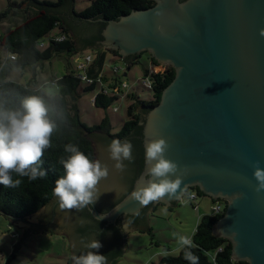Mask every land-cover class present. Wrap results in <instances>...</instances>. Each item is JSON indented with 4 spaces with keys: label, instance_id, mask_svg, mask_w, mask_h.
Returning a JSON list of instances; mask_svg holds the SVG:
<instances>
[{
    "label": "water",
    "instance_id": "obj_1",
    "mask_svg": "<svg viewBox=\"0 0 264 264\" xmlns=\"http://www.w3.org/2000/svg\"><path fill=\"white\" fill-rule=\"evenodd\" d=\"M155 2L107 21L98 42V47L122 57L148 52L175 69L159 104L144 117L143 146L145 153L150 141L165 139V158L187 171L179 199L154 203L176 206L192 187L213 200H225V213L212 227L214 236L231 241L234 261L264 264V191H255L251 166L258 161L264 169V0ZM96 136L92 139L98 161L104 166L112 162L108 177L98 185L96 201L104 208L119 202L105 214L94 203L89 209L99 221L116 224L122 219L125 225L127 216L146 208L130 194L142 186L147 166L144 163L132 190L120 200L124 188L119 169L109 157L108 144ZM78 211L60 209L55 199L25 221H14L27 229L16 251L36 232L54 230L71 239L83 224ZM145 225L151 227L150 214L139 227L127 226L121 254L127 236ZM71 241L78 256L84 246Z\"/></svg>",
    "mask_w": 264,
    "mask_h": 264
},
{
    "label": "trees",
    "instance_id": "obj_2",
    "mask_svg": "<svg viewBox=\"0 0 264 264\" xmlns=\"http://www.w3.org/2000/svg\"><path fill=\"white\" fill-rule=\"evenodd\" d=\"M155 3V0H92L87 8L77 12L75 0H22L9 2L8 7L0 14V25L3 29L0 31V52L2 53H0V95L18 104L26 96L44 94L46 88H53L55 113L52 118L57 123V130L51 137V145L42 157L41 170L45 171L46 175L30 180L12 173L13 180L19 179L21 183L17 187L0 185L1 215L11 221H25L55 200L56 197L53 195L55 182L64 174L60 161L67 159L70 155L65 151V146L75 145L91 160H94L91 139L96 135L108 146L113 140L128 141L132 144V159L123 161V168L116 170L124 188L120 200L132 190L144 168L142 125L144 117L151 108L159 104L164 89L175 78V69L169 66L163 72H150L149 69L144 68V77L151 82L152 97L145 101L139 99L135 92L127 94V98L131 101L127 111L128 119L125 120L120 131L115 134L111 133V124L107 116L94 126H88L81 120L78 105L79 91L82 83L87 84L84 92L96 89L95 81L104 72L108 52L120 58L127 69L139 62L138 56L140 55L122 57L118 51L102 50L98 47V42L103 39L102 31L107 21L118 20L132 11L150 8ZM6 20L11 24L4 26ZM78 46H81L83 50H80ZM86 48H92L96 54L92 63L87 66L79 65L82 71L80 74L72 69L62 77L53 78L41 86L32 82L25 85L8 80L10 73L14 70L34 67L39 63L50 61L55 56L73 58ZM144 53L147 54L151 64H157L149 53L143 52L142 54ZM119 72V70L118 73L115 72L117 76ZM87 78L92 79L93 82L89 83L86 81ZM106 87V85H101L96 93L93 100L96 108L108 109L114 102L119 101L124 93L122 88L119 89V94H116ZM117 87L119 86L115 85V88ZM104 90L108 92L104 93ZM111 163L106 165L108 172ZM193 191L197 196H205L199 187H194ZM223 201L226 205L222 213L203 216L192 238L194 246L190 251L199 258L198 264H248L246 261H234L231 241L213 234V225L224 215L227 207V202ZM118 202L119 200L108 208H104L100 203L98 211L105 214ZM87 208L88 206L78 211L79 220L83 221V224L77 228L76 236L79 237L80 243L83 242L80 245L84 246L78 248L80 252L77 253L78 256L88 251L96 252L95 249H90L86 245L95 240L99 241L105 235L99 232L100 226L105 222L94 218ZM144 213L145 209L140 215ZM139 230L149 233L153 231L146 225ZM183 251L182 249L178 256L161 257L159 264H190L184 259ZM121 253L122 250L115 257Z\"/></svg>",
    "mask_w": 264,
    "mask_h": 264
},
{
    "label": "rangeland",
    "instance_id": "obj_3",
    "mask_svg": "<svg viewBox=\"0 0 264 264\" xmlns=\"http://www.w3.org/2000/svg\"><path fill=\"white\" fill-rule=\"evenodd\" d=\"M11 1L20 2L22 0H0V14L5 11ZM91 1L75 0L76 11L84 10L91 4ZM10 24L8 20L4 22V26ZM1 27L0 25V31L3 30ZM101 49L110 50L102 47ZM95 54L92 48H87L73 58L55 56L50 61L39 63L34 67L12 71L8 80L25 85L32 82L41 86L53 78L62 77L72 69L76 70L77 74L82 73L79 65L87 62L88 55L92 56L93 62ZM105 61L104 72L100 75L101 82L113 91L115 85H120L124 91L121 95L123 98L114 102L106 110L96 108L93 104V97L98 92L100 84L97 83L95 90L84 92L87 84L82 83L78 105L81 120L85 124L94 126L107 116L111 124V133L115 134L120 131L123 123L128 119L127 111L131 101L127 98V94L135 92L139 99L145 101L152 97V91L143 86L146 79L144 68L152 72H162L171 65L159 62L151 64L145 53L130 69H127L125 63L110 52L106 55ZM116 67L120 68L118 76L114 73ZM115 107L116 111H114ZM137 107L139 108L138 104ZM91 140L94 161H98L95 141ZM213 213L214 200L207 195L197 196L190 200L184 196L176 206L160 205L150 213L152 233L140 232L139 229L131 232L126 238L128 246L125 253L113 258L109 264H159L161 257L178 256L182 250L177 243L179 236H187L192 240L202 217ZM26 234L27 229L19 227L14 221L0 214V264H73V257L76 253L69 234L54 230L36 232L16 251Z\"/></svg>",
    "mask_w": 264,
    "mask_h": 264
},
{
    "label": "clouds",
    "instance_id": "obj_4",
    "mask_svg": "<svg viewBox=\"0 0 264 264\" xmlns=\"http://www.w3.org/2000/svg\"><path fill=\"white\" fill-rule=\"evenodd\" d=\"M264 37V30L260 31ZM54 92L52 88L44 94L29 95L18 104L0 95V185L17 187L21 180H13L12 173L19 177L36 180L46 175L41 170L42 157L51 145V137L57 130L52 118L55 113ZM168 142L155 139L145 146L144 163L147 166L146 179L142 186L130 194V199L140 206L147 207L154 202L179 199L181 184L186 169L181 170L173 161L166 159ZM65 151L67 159H61L64 174L56 180L53 195L60 209H82L92 205L98 198L97 188L107 177L108 168L100 161L91 160L77 146L68 144ZM109 157L116 169L123 168V161L132 159V144L128 141L113 140L108 146ZM253 178L257 182L255 191H264V169L254 162ZM172 177H175L173 179ZM127 222L124 231L127 229ZM177 243L183 249L184 259L190 264H198L199 258L190 249L194 246L187 236H179ZM102 245L93 241L86 245L99 249ZM106 257L94 251L74 256L73 264H105Z\"/></svg>",
    "mask_w": 264,
    "mask_h": 264
},
{
    "label": "flooded vegetation",
    "instance_id": "obj_5",
    "mask_svg": "<svg viewBox=\"0 0 264 264\" xmlns=\"http://www.w3.org/2000/svg\"><path fill=\"white\" fill-rule=\"evenodd\" d=\"M138 55H140V56H138L139 57L138 59L140 60L142 53L138 54ZM193 189H194V187L189 188L187 190L186 196H188L189 193L196 194L193 191ZM160 205H163V204L162 203H151L145 208L144 214L140 215V213H141L140 212L139 214H137L136 216H133V217L127 216L125 218L127 220L126 222L128 223L129 226L139 227V225H141L142 223L143 224L145 223V219L147 218V216L152 211H155L157 209V207ZM94 206L97 210H99V202L98 201L94 202ZM108 206L109 205H107L106 207L108 208ZM87 209L90 211L89 205H88ZM115 229H117V231ZM76 231H77V228L75 229V231H73V236L71 237V239L74 241L75 244L79 238L78 236L75 235ZM99 232H103V233H105V235L102 238H100V240L98 241L102 246L98 250L95 249V251L97 254L105 256L106 257L105 263H108L112 260V258H115V255L117 253H119L120 250H123V247L125 245V243H124V237H125V235H124V224L122 222V219L118 220L116 224L104 223L103 225L100 226ZM71 244H72V242H71ZM78 244L80 245L81 243H78Z\"/></svg>",
    "mask_w": 264,
    "mask_h": 264
},
{
    "label": "built area",
    "instance_id": "obj_6",
    "mask_svg": "<svg viewBox=\"0 0 264 264\" xmlns=\"http://www.w3.org/2000/svg\"><path fill=\"white\" fill-rule=\"evenodd\" d=\"M62 39H64V37H62ZM86 58H87V62H86L85 64H82L81 66H87L88 64H90V63L92 62V56H87ZM118 70L120 71V68H119V69H117V68L114 69V73H115V72L118 73ZM164 71H165V70H164ZM150 72H152V71H150ZM162 72H163V71H162ZM86 81H88L89 83H92V82H93L92 79H88V78H87ZM95 83H99V84H100V87H101V85H104V83L101 82V77L98 78V79L95 81ZM118 86H119V87L115 88L114 91L112 90V91L115 92L116 94H119V89L122 88L120 85H118ZM143 86L146 87V88H149V89H150V88H151V82L146 78L145 81L143 82ZM107 92H108L107 90H104V93H107ZM95 97H96V94L94 95L93 100L95 99ZM122 98H123V97L121 96L120 99H122ZM120 99H119V100H120ZM116 110H117V108L115 107L114 111H116ZM187 197H188V199L190 200V199H192V198H197V195L194 194V193H190ZM225 205H226V204H225V202L223 201V199H216V200H214V213H213V214H214V215L221 214Z\"/></svg>",
    "mask_w": 264,
    "mask_h": 264
}]
</instances>
